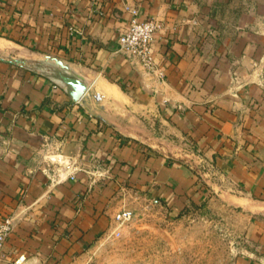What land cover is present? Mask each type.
Masks as SVG:
<instances>
[{"label":"crops","instance_id":"crops-1","mask_svg":"<svg viewBox=\"0 0 264 264\" xmlns=\"http://www.w3.org/2000/svg\"><path fill=\"white\" fill-rule=\"evenodd\" d=\"M127 8L163 24L164 80L119 51ZM246 8L256 0H0V221L14 219L0 264L76 258L125 184L175 212L221 192L252 214L235 264H264V33L234 28ZM9 57L61 60L88 91L74 101Z\"/></svg>","mask_w":264,"mask_h":264},{"label":"rangeland","instance_id":"rangeland-1","mask_svg":"<svg viewBox=\"0 0 264 264\" xmlns=\"http://www.w3.org/2000/svg\"><path fill=\"white\" fill-rule=\"evenodd\" d=\"M249 15L256 18L255 24L248 23ZM240 20L242 24L234 28L252 27L264 33V0H256L255 11L242 9ZM177 149L180 158L190 159L183 143ZM97 176L108 175L100 170ZM221 194L211 193L206 200L188 203L175 212L125 184L108 195L107 230L65 264H235L253 248L248 235L252 214ZM122 210L132 212L124 224L114 220Z\"/></svg>","mask_w":264,"mask_h":264},{"label":"built area","instance_id":"built-area-1","mask_svg":"<svg viewBox=\"0 0 264 264\" xmlns=\"http://www.w3.org/2000/svg\"><path fill=\"white\" fill-rule=\"evenodd\" d=\"M132 14L127 26L119 37V51L134 62H138L150 76L164 80L165 72L157 61L154 51L155 35L163 29V24L155 19L140 20L138 10L127 8ZM132 212L122 210L114 218L117 223L130 221ZM14 230V219L10 216L0 221V253ZM25 257H20L16 264H22Z\"/></svg>","mask_w":264,"mask_h":264},{"label":"water","instance_id":"water-1","mask_svg":"<svg viewBox=\"0 0 264 264\" xmlns=\"http://www.w3.org/2000/svg\"><path fill=\"white\" fill-rule=\"evenodd\" d=\"M6 60L20 66L41 65L48 68L50 70L49 78L56 82H61L74 101L80 100L88 91V81L71 66L56 58L46 57L43 60L31 61L9 57ZM57 66H59V69Z\"/></svg>","mask_w":264,"mask_h":264}]
</instances>
